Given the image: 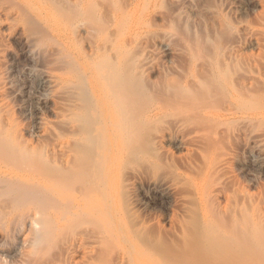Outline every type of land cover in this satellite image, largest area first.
I'll use <instances>...</instances> for the list:
<instances>
[{"label": "rangeland", "instance_id": "1", "mask_svg": "<svg viewBox=\"0 0 264 264\" xmlns=\"http://www.w3.org/2000/svg\"><path fill=\"white\" fill-rule=\"evenodd\" d=\"M0 264H264V0H0Z\"/></svg>", "mask_w": 264, "mask_h": 264}, {"label": "bare ground", "instance_id": "2", "mask_svg": "<svg viewBox=\"0 0 264 264\" xmlns=\"http://www.w3.org/2000/svg\"><path fill=\"white\" fill-rule=\"evenodd\" d=\"M216 12V11H215ZM41 51V50H40ZM39 51V52H40ZM45 53V52H44ZM90 66V65H89ZM87 67V66H86ZM70 73V72H69ZM63 75V74H62ZM68 75V74H67ZM67 75H66V77H67ZM65 76V75H64ZM72 75H70L69 77H71ZM66 77H64V78H66ZM72 78V77H71ZM70 78V79H71ZM69 79V80H70ZM48 80L50 81V83L54 86V87H57V88H60V89H62V91H63V88L62 87H60V86H62L64 83H63V78L62 77H60L59 75H58V73L57 74H55V73H50L49 75H48ZM68 81V80H67ZM69 82H71V81H69ZM72 83V82H71ZM70 83V84H71ZM76 83V82H75ZM75 83L73 84L74 86H75ZM94 83L95 82H93V85H94ZM69 84V85H70ZM65 85V84H64ZM64 85H63V87H64ZM72 85V84H71ZM96 86L98 85L97 83L95 84ZM100 85V84H99ZM75 88V87H74ZM95 88V87H94ZM98 88V87H97ZM96 88V89H97ZM60 91V90H59ZM76 91V90H75ZM74 91V92H75ZM72 92V91H71ZM64 93V92H63ZM99 93H100V91H99ZM65 94V93H64ZM69 94H71L72 95V93H69ZM74 95V94H73ZM100 95H102L103 96V93L101 92V94ZM64 96V95H63ZM70 96V95H69ZM60 97V96H59ZM101 97V96H100ZM104 98H105V96H103ZM69 98V97H68ZM99 98V97H98ZM102 99V98H101ZM103 100V99H102ZM103 102V101H102ZM62 103V102H61ZM61 103H60V105H61ZM66 103V102H65ZM68 103V102H67ZM73 103V102H72ZM100 104V103H99ZM63 105H66V104H64V102H63ZM73 105V104H72ZM107 105V104H106ZM61 107H62V105H61ZM66 107V106H65ZM69 107V106H68ZM95 108V107H94ZM93 108V109H94ZM97 108V107H96ZM106 108V107H105ZM108 109V108H107ZM110 110V109H109ZM118 110V109H117ZM61 112H63L62 111V109L60 110ZM68 111V110H67ZM59 112V111H58ZM75 113H76V111H74ZM66 113V112H65ZM68 113V112H67ZM100 113V112H99ZM77 114V113H76ZM76 114H73L72 113V115L74 116V117H77V116H80V115H78L77 114V116H76ZM62 115V116H61ZM60 116L63 118V117H65L66 115H64L63 113L61 114ZM71 115V114H70ZM98 115V114H97ZM107 115V114H106ZM59 116V117H60ZM109 116V115H108ZM71 117V116H70ZM101 117V116H100ZM67 118H68V115H67ZM78 118V117H77ZM59 119V118H58ZM75 119V118H74ZM73 119V120H74ZM105 119V118H104ZM108 119H109V117H108ZM63 120V119H62ZM102 120V119H101ZM66 121V120H65ZM109 121V120H108ZM67 122V121H66ZM106 122H107V120H106ZM63 123V122H62ZM72 123L73 122H71V124H69V127H70V129H72V128H74V126L72 125ZM103 123H104V121H103ZM109 123V122H108ZM77 124H78V122H77ZM102 124V123H101ZM62 125H64V123L62 124ZM66 125H68V123L66 124ZM104 125V124H103ZM101 127V126H100ZM107 127V126H106ZM51 128V127H50ZM103 128V127H102ZM54 130V129H53ZM75 130V129H74ZM67 131H69L68 129H67ZM106 131V130H105ZM55 132H56V130H55ZM52 133V132H51ZM59 133V132H58ZM75 133H76V131H75ZM10 134V133H9ZM61 135V134H60ZM63 135V134H62ZM66 135V134H65ZM72 135H74L73 133H71V136ZM11 136V135H10ZM75 136H77V135H75ZM53 137H54V135H53ZM65 137V136H64ZM10 138V137H9ZM8 138V139H9ZM7 139V138H6ZM5 139V140H6ZM7 139V140H8ZM11 139H12V137H11ZM11 139H9L7 142L5 141V143H8L9 141H11ZM14 139V138H13ZM13 139H12V141H13ZM56 139V138H55ZM54 139V140H55ZM79 139V138H78ZM56 142V141H55ZM67 142H69L68 141V137L67 138H63V139H61L60 138V140H58L57 142H56V145H54V147L56 146L57 147V149L56 150H58V151H56L57 153L59 152V153H61L62 155H63V157H66L67 158V155H68V150H67V148H66V143ZM54 144V143H53ZM68 144H70V143H68ZM55 147V148H56ZM19 148H21V146L19 147ZM20 150V149H19ZM72 150V149H71ZM21 151V150H20ZM20 153V152H19ZM19 153H18V156L17 157H19ZM9 155V154H8ZM58 156V155H57ZM70 156H72V154L70 155ZM69 155H68V157H70ZM22 157H23V154H22ZM105 158H106V156H104ZM21 157H19V159H20ZM10 159V158H9ZM18 160V159H17ZM69 160V159H68ZM71 160V159H70ZM20 161V160H19ZM60 164V163H59ZM71 164V163H70ZM70 164H67V165H70ZM62 165V164H61ZM64 165V164H63ZM56 166V165H55ZM65 166V165H64ZM68 167V166H67ZM108 175V174H107ZM16 176V175H15ZM40 176V175H39ZM100 176V175H99ZM44 179V178H43ZM163 179V178H162ZM161 179V180H162ZM106 181V180H105ZM42 183V182H41ZM99 183V182H98ZM106 184V183H105ZM168 184V183H167ZM167 184L165 185V183H158V182H155L153 185H155L156 187H158V188H166V189H170L171 188V186L170 187H168L167 186ZM42 187V186H41ZM103 190H106V189H103ZM172 190V189H171ZM92 191V190H91ZM103 193V192H102ZM106 193V192H105ZM104 195V194H103ZM106 195V194H105ZM106 197V196H105ZM182 200V199H181ZM43 231H45V230H42V231H40V233L41 232H43ZM48 233V232H47ZM46 232L45 233H43V234H47ZM39 234V233H38ZM43 234H40V236L42 237V235ZM37 237H39V235L38 236H36V238ZM41 237L39 238V239H41ZM35 238V239H36ZM43 239V238H42ZM37 240H38V238H37ZM44 240V239H43ZM36 241V240H35ZM41 241V240H40ZM37 242H39V241H36V243Z\"/></svg>", "mask_w": 264, "mask_h": 264}]
</instances>
